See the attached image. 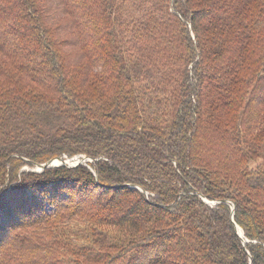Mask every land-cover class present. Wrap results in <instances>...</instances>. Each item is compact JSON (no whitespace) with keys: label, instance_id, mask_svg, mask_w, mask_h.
<instances>
[{"label":"trees","instance_id":"trees-1","mask_svg":"<svg viewBox=\"0 0 264 264\" xmlns=\"http://www.w3.org/2000/svg\"><path fill=\"white\" fill-rule=\"evenodd\" d=\"M57 7L0 0V264H264V0Z\"/></svg>","mask_w":264,"mask_h":264},{"label":"rangeland","instance_id":"rangeland-1","mask_svg":"<svg viewBox=\"0 0 264 264\" xmlns=\"http://www.w3.org/2000/svg\"><path fill=\"white\" fill-rule=\"evenodd\" d=\"M45 2V5L49 8L50 11H53V15H54V21L57 20V21H60L61 19H59V17L61 16L63 18V14L61 12V10H56L58 7H57V0H43ZM59 9V8H58ZM54 35L56 37H59L61 39H63L65 42H63V47H64V50L66 52H69L71 53V57H75L76 56V49H75V46L73 44H71V42L68 40L69 37L71 36L70 34V31L69 30H66L62 25H59V24H54ZM264 92V88L259 92V95H261L262 93ZM68 160H70L71 162L75 161L76 159H79L80 162H85V161H91L92 159L89 158V157H80V156H74V157H71V158H67ZM36 166L34 167H28V166H24L22 169H32V170H36ZM92 198L95 199V196L92 195Z\"/></svg>","mask_w":264,"mask_h":264},{"label":"water","instance_id":"water-1","mask_svg":"<svg viewBox=\"0 0 264 264\" xmlns=\"http://www.w3.org/2000/svg\"><path fill=\"white\" fill-rule=\"evenodd\" d=\"M78 163H80L79 159H76L74 162L63 158V157H54L51 158L49 160H47L46 162L43 163H36V171H41L42 169H44L45 167L48 166H53V165H67V166H74L77 165ZM232 208L234 207L233 203H231ZM235 230L239 235H242V230L235 224Z\"/></svg>","mask_w":264,"mask_h":264}]
</instances>
